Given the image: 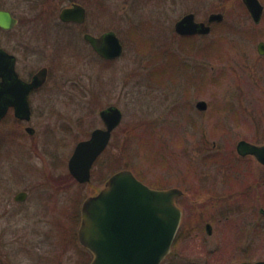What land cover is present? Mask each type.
<instances>
[{"label": "rangeland", "instance_id": "1", "mask_svg": "<svg viewBox=\"0 0 264 264\" xmlns=\"http://www.w3.org/2000/svg\"><path fill=\"white\" fill-rule=\"evenodd\" d=\"M82 1L93 10L85 29L96 34L115 31L123 53L110 64L96 62L79 29L63 26L68 38L78 41L70 45L78 53H67V68L51 75L31 96L28 123H0V137L8 139L0 150L2 264H88L90 258L84 263L76 238L75 205L121 169L151 188L178 187L186 193L177 202L183 218L163 264H236L242 256L264 259V218L255 214L264 204L237 202L238 195L230 194L237 184L226 180L223 168L227 156L231 165L249 168L253 177L248 182L264 178L261 166L241 160L235 152L240 139L264 143L258 131L264 124V92L247 87L239 93V85L251 82L237 74L241 40L235 33L244 26L264 29V16L255 26L244 10L234 7L238 0ZM220 1L227 3L223 25L234 31L225 33V27L218 26L214 33L197 37L191 50L183 45L188 52L179 54L180 62L168 61L167 52L178 51L174 22L187 12L205 20ZM103 7L112 10V23L105 22ZM54 34L59 36L54 29L44 34L51 43L48 48ZM10 39L4 37V44ZM208 43H217L211 56L204 51ZM259 84L264 86V79ZM198 100L207 102L204 112L195 109ZM110 105L121 111V123L110 148L95 164L91 183L80 187L66 176L67 160L79 140L103 126L98 113ZM227 105L232 110L223 109ZM237 112L245 116L237 120L252 124L237 127L232 119L238 118ZM220 124L229 134L222 135ZM25 126L35 130L33 136L25 134ZM207 155L219 162L204 164ZM20 190L28 192V199L18 204L13 196ZM206 222L212 225L211 235L205 232Z\"/></svg>", "mask_w": 264, "mask_h": 264}, {"label": "water", "instance_id": "2", "mask_svg": "<svg viewBox=\"0 0 264 264\" xmlns=\"http://www.w3.org/2000/svg\"><path fill=\"white\" fill-rule=\"evenodd\" d=\"M244 2L254 21L258 22L262 14L261 5L257 0ZM83 17L84 11L78 6L61 13L64 21H81ZM221 20V14H211L208 18V22ZM11 23L10 14L0 11V27L8 29ZM174 31L181 36L205 35L210 27L196 23L193 14H187L174 24ZM84 39L102 58L111 60L122 54V45L114 32L99 37L86 34ZM262 46L259 45L260 53H263ZM6 65V72L0 73V121L9 107L13 108L16 118L29 121L27 94L45 82V71H39L29 83H25ZM196 106L199 110L206 109L204 101H199ZM99 117L104 128L94 129L89 139L78 142L68 160V171L79 183L89 182L91 166L106 148L111 132L120 125L122 113L119 108L108 106L100 110ZM25 131L33 132L30 127ZM236 151L240 156L252 155L264 165V145L257 146L242 140L237 143ZM182 194L175 187L151 188L128 169L110 175L95 194L84 199L80 209L78 242L92 254L89 264H161L171 253L180 227L182 211L175 201ZM25 196L20 192L15 199L21 201ZM259 212L264 216V208ZM205 229L207 234H211L210 224H206ZM238 264H264V261Z\"/></svg>", "mask_w": 264, "mask_h": 264}, {"label": "flooded vegetation", "instance_id": "3", "mask_svg": "<svg viewBox=\"0 0 264 264\" xmlns=\"http://www.w3.org/2000/svg\"><path fill=\"white\" fill-rule=\"evenodd\" d=\"M257 1L262 7V14H261V17H260L258 22H255L254 19L252 18L251 14L249 12V9L247 8V5L245 4L244 0H238V2L236 3V6H234L235 8L240 7L242 10H244L247 13V15L249 16V18L252 20V22L255 26L259 25V23L261 22V20L264 16V0H257ZM88 4L90 5L89 7L92 9V6L90 3L84 4L82 0H0V11L8 12L11 16V19H12L11 27H9L8 29H4V28L0 27V55H1V57H0L1 58L0 59V73H3L4 71L6 72V70H4V66L7 64L8 67L12 68V70L15 72V74L17 75V77L21 81H23L25 83H29L32 80L33 76H35L39 71H41V70L45 71V82L40 87H38L36 89H31L27 94V103H28V107L30 110L29 121L31 120V116H32L31 96L33 94L41 91V89L45 86L48 78L51 75L55 74L58 71L65 70L67 68V57H66L67 53H69V52L78 53V51L73 50V47H70L71 44H76V43H78V41L74 40L72 37L68 38L67 32H64V30H61L63 28V26H74V27L79 29V32L82 35L83 41L86 43V45L94 53L95 57L92 56L94 61L100 62L98 60H101L104 63L110 64L122 56V54H121L120 57H118L116 59H111V60L102 58L101 56H99L95 52V50L92 48V46L89 44V42H87L84 39V36L86 34L91 35L93 37H99V36H101L107 32H114L115 35L118 37L121 45H122V53H123V44L121 42V39L119 38V36L117 35V33L115 31L102 29L103 32H101L100 34H96L94 32H89L88 30L85 29L84 26L87 23V20L89 17L88 14L91 15L93 13V10L91 12L88 11V9L86 7ZM226 4H227L226 2L223 3L221 1L219 3H216L215 8L212 10L214 12H210L207 15L205 20L197 19L193 12H187V13L183 14L180 18H178L174 22V24H176L185 15L193 14L194 21L196 23H204L206 25H209L210 31L205 35L196 34V35H190V36H181V35H178L176 33L178 35L179 39L183 38V37H193L194 40H196L197 37L208 36V35L214 33L215 30L218 28V26H221V25L224 26L223 23H224L225 17H224L223 13H225ZM75 6H78V7L83 9V11H84L83 19L81 21H72V20L64 21V20H62L61 19L62 11L65 9L73 8ZM211 14H221L222 20L219 22H217V21L208 22V18ZM102 16H104L106 23H112L114 21L113 12L109 7H103ZM224 27H225V30L223 29V27H222V30L225 33L229 32V31H234L229 26L225 25ZM53 29H54L55 33H59V36H57L56 34L52 35L53 38L55 37L54 42L52 43V47L48 48L47 45L50 46L51 43H48V41L45 40L44 34L49 36L50 34H52ZM173 30H174V27H173ZM235 33H236V35L240 36V40H241V42L239 43V52H238L239 56L237 58V66H238V73L237 74L241 80L243 78H245L247 80H250V82H251V85H249V86L239 85L237 87L239 89V93L245 92V89L247 87L250 88L251 91H252V88H253V90H255L256 88H259L260 92H264V86H259L260 85L259 84L260 79H264V29L260 30L258 28L254 29L253 27H250V26H244V27H241L240 29L236 30ZM4 37L11 38L10 42H8L7 45H5L3 42ZM223 37H225V36H223ZM257 37L260 38L259 41H256ZM46 38H49V37H46ZM249 41L252 42L251 47H250L251 50H249L251 52L248 51ZM255 41H256V43H255ZM253 43H255V46ZM212 44L213 43H208L207 45H205V50H204V51H207V53H209L210 56H211V52H212ZM260 44H263V46H262L263 47V50H262L263 53H260V49H259ZM253 50H254V52H253ZM170 52H174V51H170ZM180 53H183V52H181L179 50V48H178L177 52H174V54L179 59H180V56H179ZM166 55L168 57L169 52H167ZM9 69H7V70H9ZM1 81H2V79L0 77V82ZM199 101H204V100L196 101L195 105H194L195 109L198 112H204L208 108L207 102L204 101L206 103V109L199 110L196 106ZM110 106H113V105H110ZM107 107H105V108H107ZM231 107H232L231 105H227V106H224L223 109H226V111L228 112V111L232 110ZM237 115H238V118H236L237 116H234L232 118L237 127L247 128V126H250V124H252L249 122V120L248 121L245 119L237 120L239 118L245 117L244 115L240 116V114L238 112H237ZM98 116H99V113H98ZM224 117H226V116H224ZM99 119H100V117H99ZM11 120L16 122L17 124H23V123L29 122V121H24V120H20V119L16 118L14 116L13 108L9 107L6 115L1 119L0 123H5L6 121H11ZM102 125H103V123H102ZM27 127H30L33 130V132L31 134H29L25 131V129ZM220 127L221 128L219 130L222 133V135L229 134L227 132L228 129H226V128L222 129L221 124H220ZM260 127H261V129L258 131L263 132V134H264V124H261ZM98 128H104V125L102 127H98ZM94 129H97V128H94ZM24 131H25V134L29 137L33 136L35 133V130L31 126H25ZM92 131L89 133L87 138L79 140L78 142L85 141V140L89 139ZM114 131L115 130H113L111 132V137H110V140H109L106 148L96 158V160L94 161V163L91 166L89 182H87V183L77 182L70 175V173L68 171V175H66V176L69 177L70 180H73V182L80 187L91 183L92 178H93L94 166L98 162V160L105 154L106 150L110 148V145H111L110 142H111ZM22 136H23V134H22ZM6 140H8V139L6 137H4V135H1V137H0V150L2 149L1 143H3ZM242 140L246 141L244 139H240L237 141V143L239 141H242ZM246 142L253 144V145H257V146L264 145V143H254V142H250V141H246ZM77 143L75 144V146L77 145ZM237 143L235 144V152L241 160H243L244 158H247L248 159L247 161H249V159H250V161L256 162L259 166H261L264 169V165L260 164L255 159L254 156H252V155L240 156L236 151ZM75 146H74V148H75ZM74 148H73V150H74ZM73 150H72V152H73ZM1 155H3V154H1ZM71 155H72V153H71ZM69 158H68V160H69ZM225 158H226L225 164H224L225 167H223V168L226 172V175H225L226 180H229L230 182H234L237 184L236 189L231 190V192H230L231 196L238 195L236 200H237V202L240 201L241 203H249L252 200H254L255 202H261L262 201V204H264V178H262L261 180H257L258 178L254 177L250 182H248V180L251 177H253L250 175L249 168H248V170H245L243 167L237 168L234 165V163H232V165H231L232 161L230 160V157L225 156ZM68 160H67V169H68ZM203 161H204V164H206V165L213 163V161H211V160L207 161L206 159H204ZM67 177H66V179H68ZM51 181L52 180H47L46 182H51ZM102 185H103V182L100 181V184L88 196H91L94 193H96ZM175 188H178V187H175ZM179 189L183 192V194L179 198H177L175 201L177 207H179L177 202L182 200L183 197L186 195V193L183 189H181V188H179ZM261 189H262V191H260ZM20 192H24L26 194V196L23 200L17 201L15 199V196ZM223 195L221 196V198H223L225 196V195L224 196ZM88 196H86V197H88ZM86 197H84L82 200L79 199L77 201V205H75V208L79 206V212L76 211V213H75V217H76L75 220L76 221L79 220L78 227L80 224L81 205H82V203ZM27 199H28V192L24 191V190L17 191L13 196V201L15 203H18V204L25 202ZM258 205L260 206V204H258ZM261 208H264V207H258L257 212H255V214L258 213V215H260L261 217L264 218V216L262 214H260V212H259V210ZM238 209L243 211L244 207L239 205ZM181 211H182V218H183V210L181 209ZM222 215H226V211L223 212ZM181 222H182V219H181ZM206 224L211 225V223H209V222H206L205 225ZM180 226H181V224H180ZM78 227H77V231H76L77 241H78ZM211 228H212V225H211ZM179 229H180V227H179ZM212 230L213 229H211V234H212ZM205 232H206V229H205ZM211 234H208V235H211ZM80 247L83 249L81 251L86 256L84 263H86L87 259L90 258V260L88 262V264H89L93 258L92 254L87 249L82 247L81 245H80ZM172 250H173V246H172ZM172 250H171V253H172ZM171 253L168 255V257L161 264H163L170 257ZM3 255H4V253L0 251V264H2L4 262ZM257 261H264V259L253 260V259L246 258L245 256H242L241 260L239 262H237L236 264L243 263V262H257Z\"/></svg>", "mask_w": 264, "mask_h": 264}, {"label": "trees", "instance_id": "4", "mask_svg": "<svg viewBox=\"0 0 264 264\" xmlns=\"http://www.w3.org/2000/svg\"><path fill=\"white\" fill-rule=\"evenodd\" d=\"M143 41H144V39H143ZM145 42H146V40H145ZM183 45H187L188 47H189V50H191L192 48H193V46H194V38L193 37H183V38H180L179 39V42H178V48H179V50L181 51V52H183V53H185V52H188L187 50H185L182 46ZM217 47V43H213L212 44V54L211 55H213V52L215 51V48ZM174 54V52H169V55H168V61H169V59L171 60V59H173V58H177V56ZM176 60H178L179 62H180V59L179 58H177ZM206 160L208 161V160H211V161H213V163L214 162H219V160H218V158H216L215 156H213V155H207L206 157ZM222 163V162H221ZM224 164H225V161H224ZM118 168V167H117ZM119 169V168H118ZM118 169H116V170H118ZM93 175H94V172H93ZM137 177V176H136ZM138 178V177H137ZM139 180H141L140 178H138ZM102 181V180H101ZM237 211H239V210H237Z\"/></svg>", "mask_w": 264, "mask_h": 264}]
</instances>
